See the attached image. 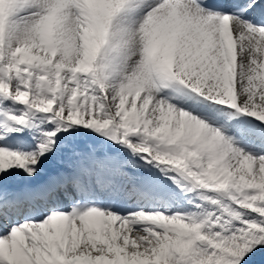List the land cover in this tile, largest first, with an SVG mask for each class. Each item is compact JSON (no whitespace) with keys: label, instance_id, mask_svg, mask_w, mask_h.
<instances>
[{"label":"snow or ice","instance_id":"obj_1","mask_svg":"<svg viewBox=\"0 0 264 264\" xmlns=\"http://www.w3.org/2000/svg\"><path fill=\"white\" fill-rule=\"evenodd\" d=\"M0 264H264V0H0Z\"/></svg>","mask_w":264,"mask_h":264}]
</instances>
